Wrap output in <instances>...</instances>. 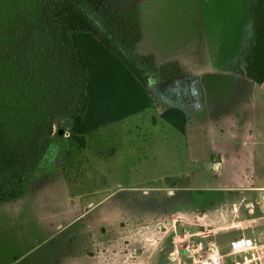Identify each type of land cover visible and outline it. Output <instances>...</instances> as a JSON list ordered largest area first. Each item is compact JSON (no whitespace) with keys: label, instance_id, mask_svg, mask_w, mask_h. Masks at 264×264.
<instances>
[{"label":"rangeland","instance_id":"374dc122","mask_svg":"<svg viewBox=\"0 0 264 264\" xmlns=\"http://www.w3.org/2000/svg\"><path fill=\"white\" fill-rule=\"evenodd\" d=\"M128 1L140 36L129 49L157 104L84 145L62 128L51 168L0 203V264H136L144 252L139 264H190L170 256L177 234L228 250L244 232L259 244L251 264H264V88L240 71L252 0ZM169 107L186 112V135L162 118Z\"/></svg>","mask_w":264,"mask_h":264},{"label":"trees","instance_id":"16d2710c","mask_svg":"<svg viewBox=\"0 0 264 264\" xmlns=\"http://www.w3.org/2000/svg\"><path fill=\"white\" fill-rule=\"evenodd\" d=\"M135 8L128 0H0V203L51 168L63 127L84 145L86 135L156 106L149 70L129 49L140 37ZM250 17L240 71L264 88V0H252ZM161 115L188 133L183 109Z\"/></svg>","mask_w":264,"mask_h":264},{"label":"built area","instance_id":"2783aa9c","mask_svg":"<svg viewBox=\"0 0 264 264\" xmlns=\"http://www.w3.org/2000/svg\"><path fill=\"white\" fill-rule=\"evenodd\" d=\"M245 201L244 199L242 204ZM242 204L234 205L233 213L239 214ZM245 206L249 214H255L256 204L254 202H246ZM253 220L256 221L257 219L253 218ZM175 230L178 233L176 224ZM196 235L198 233H186L184 237L177 234L173 241L175 246L171 250V258L181 260L182 254H185L192 260L190 264H226L228 259H231L232 264H251L255 261L259 244L250 239L246 232L231 240L228 244V250H224L216 240H210L206 243L203 238L199 240L192 238ZM180 245H182V248ZM239 255H243V259L235 257Z\"/></svg>","mask_w":264,"mask_h":264},{"label":"crops","instance_id":"0c3cea01","mask_svg":"<svg viewBox=\"0 0 264 264\" xmlns=\"http://www.w3.org/2000/svg\"><path fill=\"white\" fill-rule=\"evenodd\" d=\"M254 189H260V188H254ZM206 218H207V217H206ZM203 225H205V224H203ZM214 230H215V229L210 230V232H212V231H214ZM123 236H124V235H123ZM240 236H241V235H240ZM128 237H134V236H133V235H130V236H124V242H125L124 245H125L126 247L128 246V247L130 248L131 253H133V251H134V252L136 251L133 247L137 246V244H135L133 241H132V242L130 241L129 243H127V242H128L127 240L129 239ZM235 238H236V237H235ZM121 239H122V238H119V237H118V238H116V239L113 238L112 240H113V241H119V240H121ZM94 240H95V239H94ZM117 246H119V247L122 246V243H119L118 245H117V244H111V245H110V247H111L113 250L117 249ZM110 247H109V248H110ZM119 247H118V249H119ZM120 249H121V248H120ZM113 252H114V251H113ZM114 253H115V252H114ZM117 253H119V252H117ZM141 254H142V253H141ZM99 255H100V257L102 256L101 254H99ZM99 255H98V257H99ZM145 256H146V255H145V252H144L142 255H138V256L136 255V256H135L136 258H134V259H135V260L137 259V260H136V261L134 260V262H136V264H139V260H140L141 258L145 257ZM102 259H103V258H102ZM115 259H116V258H115ZM104 260H105V259H104ZM105 261H106L107 264H109V261H107V260H105ZM132 262H133V261H132ZM111 264H116V263H115V262H111ZM134 264H135V263H134ZM140 264H141V263H140Z\"/></svg>","mask_w":264,"mask_h":264},{"label":"water","instance_id":"95a60500","mask_svg":"<svg viewBox=\"0 0 264 264\" xmlns=\"http://www.w3.org/2000/svg\"><path fill=\"white\" fill-rule=\"evenodd\" d=\"M60 132H61V134H62V135H64V133H65V131H64V130H61Z\"/></svg>","mask_w":264,"mask_h":264}]
</instances>
